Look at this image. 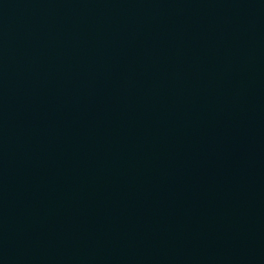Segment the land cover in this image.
I'll return each instance as SVG.
<instances>
[{
  "label": "water",
  "instance_id": "95a60500",
  "mask_svg": "<svg viewBox=\"0 0 264 264\" xmlns=\"http://www.w3.org/2000/svg\"><path fill=\"white\" fill-rule=\"evenodd\" d=\"M0 264H264V0H0Z\"/></svg>",
  "mask_w": 264,
  "mask_h": 264
}]
</instances>
